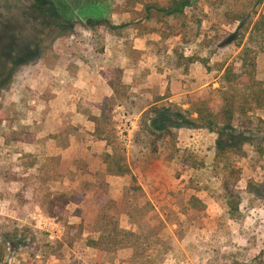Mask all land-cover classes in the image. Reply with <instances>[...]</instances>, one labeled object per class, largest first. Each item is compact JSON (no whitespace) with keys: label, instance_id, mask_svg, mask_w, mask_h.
I'll use <instances>...</instances> for the list:
<instances>
[{"label":"rangeland","instance_id":"1","mask_svg":"<svg viewBox=\"0 0 264 264\" xmlns=\"http://www.w3.org/2000/svg\"><path fill=\"white\" fill-rule=\"evenodd\" d=\"M107 1L110 12L101 14L77 0H0V264H264V132L248 143L234 138L220 152L217 135L197 128L186 99L220 86L239 50L207 43L237 24L213 32L211 16L201 24L205 43L201 36L181 49L178 37L167 38V20L153 12L144 20L147 5L170 0ZM197 9L212 12L204 1L193 13L202 17ZM99 16L115 27L90 29L86 19ZM172 25L184 33L181 20ZM186 58L192 62L185 65ZM257 78L264 81V54ZM65 103L76 106L79 119L68 111L56 116ZM107 155L123 156L130 174L107 175ZM77 158L102 175L110 200L137 207L146 259L130 248L99 258L86 245L89 231L67 247V232L74 233L67 226L80 222L88 202L68 204L56 217L39 204L61 192L66 161ZM130 186L138 190L127 193ZM193 198L203 212L157 237L156 221L184 219L178 205ZM118 225L136 230L124 213Z\"/></svg>","mask_w":264,"mask_h":264},{"label":"trees","instance_id":"2","mask_svg":"<svg viewBox=\"0 0 264 264\" xmlns=\"http://www.w3.org/2000/svg\"><path fill=\"white\" fill-rule=\"evenodd\" d=\"M63 2L64 0H60ZM82 1L83 6L89 11L108 14L110 6L107 0H77ZM204 1L211 9V13L202 17L193 16L198 3ZM41 3V0H36ZM55 2V1H54ZM58 3V2H56ZM59 4V3H58ZM150 12L158 15L164 21L167 31V38L178 37L176 45L185 49L190 45H195L199 37L205 43L207 32L201 30L203 20L210 21L215 15V24L211 22L210 30L214 32L224 23H235V32L222 38L221 36L211 37L207 45L216 42V48L222 49L229 45L234 46L233 53L238 51L237 61L228 64L221 75L220 86L214 90L208 89L201 95H186L190 105V110L196 114L197 128L207 129L217 135L216 148L220 152L232 148L230 140L237 138L241 144L251 141V137L258 138L264 132V81L257 78V57L264 54V0H170L166 5L150 4L144 8L145 21L151 20ZM191 18L192 24L188 21ZM172 20H181L183 34L175 32ZM86 25L90 29L94 25L113 28L104 16L98 18H87ZM191 25V26H190ZM121 25L118 27H124ZM201 44H198L199 46ZM179 46L177 48L179 49ZM176 47L172 48V56L175 55ZM174 54V55H173ZM183 56V55H178ZM185 65L192 62L190 58L183 60ZM204 61V60H203ZM174 69V68H172ZM168 111V109H166ZM160 112L159 110L156 111ZM258 115H260L258 117ZM262 115V116H261ZM97 131V123L95 124ZM237 129V130H235ZM230 131V133H227ZM108 145L111 144L108 138L102 137ZM117 146L114 147V152ZM154 148L153 152L156 153ZM106 174L112 176H124L130 174V169L125 165L123 156L115 159V155H107ZM65 178L61 180V192L55 195H48L39 204L44 213L49 217H56L59 213H68L65 210L68 204H79L88 202L85 212L80 216V222L70 224L69 230L74 233L66 238L69 240L67 247L70 248L73 242L82 236L85 231L94 234L93 238H88L86 245L95 250L99 258L124 249H133V256L141 259L147 258L149 244L146 243L147 236L140 233L139 219L135 213L138 209L121 200L119 203L109 199L108 185L102 175L92 173L87 169V165L80 159H69L66 161ZM60 174L56 176L58 179ZM53 178L48 176L46 183ZM65 185V186H64ZM133 185V183H132ZM138 188L130 186L128 192L137 191ZM193 202L178 205L180 212L175 220L165 223L163 219L157 220V237L164 227L176 225L181 228L185 223H192L196 213L203 212V207L193 198ZM147 206H151L148 204ZM152 208V206H151ZM154 216L159 213L152 208ZM128 215L132 225L136 230L121 229L118 225V217L122 214ZM201 215V214H200ZM156 218V217H155ZM66 222V221H65ZM177 229L175 230V234ZM3 242L8 243L3 236ZM13 239V238H12ZM56 249L60 250L64 246L63 241L56 242ZM3 250L0 248V263H2Z\"/></svg>","mask_w":264,"mask_h":264},{"label":"crops","instance_id":"3","mask_svg":"<svg viewBox=\"0 0 264 264\" xmlns=\"http://www.w3.org/2000/svg\"><path fill=\"white\" fill-rule=\"evenodd\" d=\"M110 93H111V91H110ZM109 94V93H108ZM68 103H65V105L63 106V109L60 111L61 113L59 114V116L58 115H56L58 118H62L64 115H65V113H67V111L69 112V113H74V115H73V119L74 120H76V119H79V116H80V113L78 114V112H76V106L75 105H67ZM65 111V112H64ZM52 112H50L49 114H48V116H47V120L49 121L50 119H52ZM47 126H49L48 124H47ZM59 127H61V122H59L58 123V129H59ZM62 150V149H61ZM65 150V149H64ZM62 153L64 152V151H61ZM60 152V153H61Z\"/></svg>","mask_w":264,"mask_h":264}]
</instances>
